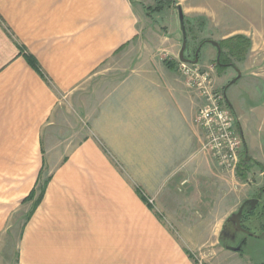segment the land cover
Here are the masks:
<instances>
[{
	"label": "crops",
	"instance_id": "1",
	"mask_svg": "<svg viewBox=\"0 0 264 264\" xmlns=\"http://www.w3.org/2000/svg\"><path fill=\"white\" fill-rule=\"evenodd\" d=\"M213 1L199 9L210 29H229L217 40L251 38L228 85L245 77L257 89L264 35L246 29L264 19H250L246 0ZM148 18L139 0H0V264H207L186 252L224 213L235 174L201 148L200 100L176 69L180 21L158 31ZM64 108L91 132L74 147Z\"/></svg>",
	"mask_w": 264,
	"mask_h": 264
},
{
	"label": "rangeland",
	"instance_id": "2",
	"mask_svg": "<svg viewBox=\"0 0 264 264\" xmlns=\"http://www.w3.org/2000/svg\"><path fill=\"white\" fill-rule=\"evenodd\" d=\"M139 1L145 4L146 13L147 16H149L148 24L153 25V27L158 31H160L161 29H167L166 25H172L173 20L176 23L179 22V15L175 5L172 4L175 7H172L173 11L171 12L170 18V16H168L169 14L167 12V8L163 9L160 12L152 10L157 5V2L159 0ZM174 4H180V8L183 14V24L186 34V49L184 51V57L192 60L194 54L199 48V51L197 53V64L203 68H208L210 66L213 69L212 76L215 79V86L219 89V92L223 94L225 106L229 107L228 103H232L236 114L241 116L239 120L242 132L241 137L243 141L241 151H244L246 149L248 154L254 157V159L250 157V162L248 161V164L246 165L249 166V169L245 179L241 180L238 179L236 175L233 176V189L228 194L229 196H231L230 199L232 200H230V202L227 204L224 213L220 214V217L219 219H217L215 225H213V228L206 231L209 234L201 238L204 241L203 245L195 251H187L186 253L190 258L201 260L203 262H206L207 264H264V234H262L257 239L249 238L246 244L243 245L241 247V250L237 253L222 249V241L220 238V230L222 229V226L224 225L226 220H228V218L234 216L239 204L244 199L249 197L253 192L264 187V106L260 105L264 101V82H258L257 89H255V87L253 88V84L250 80H246L245 77H241L233 84L228 85L231 79H229V73L226 74V71L230 72V74L233 75L234 70L231 69V66L228 67V69L225 68L218 70L216 65L217 50L208 41H219L217 39L229 29H215L212 27L210 29L209 26L213 22H211L209 18H207V12L201 11L199 9L203 8L209 10L210 6L214 4L213 0H174ZM195 6L196 8H198L197 10L194 9ZM262 8L264 9V0H246V12L250 15V19L256 21L257 24L261 23V21L264 19ZM259 19L260 21H258ZM159 27L162 28L160 29ZM178 27L180 32L179 38H181L182 31L180 28V24L178 25ZM246 30L249 32L252 38L255 33L254 30L260 33L261 36L264 35V28L262 27L256 29L248 28ZM235 35L244 36L243 34ZM235 35L229 36L227 38L233 37ZM246 38L250 41V46L249 48H247L244 58L248 57L251 48V38ZM228 57L230 59V62L232 63L231 65L239 69V66H241V61L237 60L236 57ZM262 70L264 73V65ZM235 106L239 107L238 111ZM68 111L69 112H65L64 108L63 113L66 115L65 117L71 125L70 129L73 136L71 137V140L69 139L67 141V143H71L74 147L81 141L83 137L86 136L87 133L91 135V132L88 131V123L81 120L82 118L78 115L76 108H68ZM94 138L96 143L104 151L107 162L113 164L120 162L114 157L112 151H109L99 139H97L96 137ZM65 143L66 142H63L61 143V145H59L63 149H65ZM71 147L72 146L70 145V148ZM204 156L205 155H202V162H204ZM256 159L262 163L258 164ZM46 174L47 173H45V175ZM47 177H49L50 180L51 175H46L44 178ZM38 185L39 183L37 184V186ZM37 186L35 187V189L37 188ZM35 189L33 188L30 193ZM30 193L28 194V196L30 195ZM27 197L22 201V203L28 204V208L25 212L19 215V219L15 222V234L17 233L21 223L24 225L29 220L33 211L37 207L36 206L32 210L29 218L26 219V216L33 206L32 200H26ZM143 200L145 201V204L152 209L153 200H148L147 198ZM201 239L200 241L197 239H194L193 241L199 243L202 242ZM231 245L233 244L231 243ZM238 246L240 245H237V247Z\"/></svg>",
	"mask_w": 264,
	"mask_h": 264
},
{
	"label": "built area",
	"instance_id": "3",
	"mask_svg": "<svg viewBox=\"0 0 264 264\" xmlns=\"http://www.w3.org/2000/svg\"><path fill=\"white\" fill-rule=\"evenodd\" d=\"M176 69L200 100L194 122L203 133L202 150L210 155L217 167L236 175L243 141L237 118L225 106L223 94L215 86L213 69L180 60L176 61Z\"/></svg>",
	"mask_w": 264,
	"mask_h": 264
},
{
	"label": "flooded vegetation",
	"instance_id": "4",
	"mask_svg": "<svg viewBox=\"0 0 264 264\" xmlns=\"http://www.w3.org/2000/svg\"><path fill=\"white\" fill-rule=\"evenodd\" d=\"M262 196H264V187L244 199L234 216L226 220L220 230L222 249L237 253L249 238L257 239L264 234V197ZM239 212L238 228L235 219ZM237 245L240 246L237 247Z\"/></svg>",
	"mask_w": 264,
	"mask_h": 264
},
{
	"label": "trees",
	"instance_id": "5",
	"mask_svg": "<svg viewBox=\"0 0 264 264\" xmlns=\"http://www.w3.org/2000/svg\"><path fill=\"white\" fill-rule=\"evenodd\" d=\"M172 4L174 5V0H159L157 5L152 10L160 12L163 9L170 7ZM249 42L250 41L242 35H235L233 37L218 41V45L221 50L218 58L219 60L216 63L218 70L228 68L232 64L228 56L236 57V59L240 61L243 60L244 56L246 55L245 53L247 48L250 46ZM247 164L248 163L245 161L244 157L241 156L240 163L236 171V176L238 179H245L249 168V166H246ZM48 180L49 177L41 179L37 188L33 190L27 197L26 200L31 199L33 206L26 216V219L29 218L32 210L40 203Z\"/></svg>",
	"mask_w": 264,
	"mask_h": 264
},
{
	"label": "water",
	"instance_id": "6",
	"mask_svg": "<svg viewBox=\"0 0 264 264\" xmlns=\"http://www.w3.org/2000/svg\"><path fill=\"white\" fill-rule=\"evenodd\" d=\"M178 15H179V21H180L181 31H182V42H181V48L179 51V60L182 62H188V63L196 64V63H198L197 53L199 51V48L197 49L196 53L194 54V57L192 60L184 57V51L186 49V34H185V28H184V24H183V14H182V10L180 7H178ZM208 42L216 48V50H217L216 62H218V58H219V54H220V47H219L217 42H214L211 40H209ZM238 75H239V72H238ZM239 215H240V212L237 214V218L235 219V222L237 223L238 228H239V223H238V216Z\"/></svg>",
	"mask_w": 264,
	"mask_h": 264
}]
</instances>
